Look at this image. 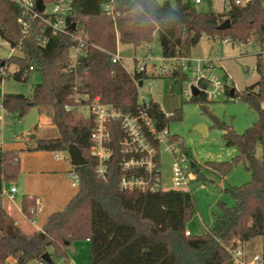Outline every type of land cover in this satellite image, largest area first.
<instances>
[{"label": "trees", "instance_id": "obj_1", "mask_svg": "<svg viewBox=\"0 0 264 264\" xmlns=\"http://www.w3.org/2000/svg\"><path fill=\"white\" fill-rule=\"evenodd\" d=\"M72 22L77 23L86 36L84 55L74 70H69L68 52L74 45L69 35L41 32L33 23L27 35L22 34L18 19L20 10L7 0H0V39L18 55L0 59V83L8 77L25 84L31 73L40 75V82L31 86V95H3L0 106L5 116L24 117L31 108L51 109L50 126L57 129L55 137L36 139L33 150L59 153L75 145L86 164L71 167L78 177L76 194L66 206L47 217L40 231L24 234L11 227L2 190L12 185L20 171L15 152L0 147V264H61L70 263V248L79 241L90 245L91 264H235L231 253L244 243L261 239V258L264 264V0H249L245 5L227 0L229 9L220 13L197 12L189 2L176 0L173 7L168 0H118L113 18L100 12L107 0H73ZM229 27L220 30L224 21ZM154 36L158 37L161 58L172 61L171 72L162 77L134 71L129 74L119 64L111 63L117 42L133 47L149 48ZM41 37L43 44L37 43ZM203 37L227 41L231 45L255 41L263 50L256 55L258 80L243 91H234L231 100L246 103L256 112V123L236 135L224 122L212 117L214 127L222 131L227 147H233L237 156L228 162L205 163V168L224 177L239 163L250 174V181L240 187L226 188L233 205H218L220 215L214 226L201 236H186V223L196 213L191 193L128 192L118 188L121 177L118 168V139L120 128L113 125L112 149L114 156L108 165L105 180L95 175L97 160L90 157L91 117L77 110L93 98L103 104L117 107L124 114H136L140 105L136 84L146 79L161 77L182 85L188 75L178 67V61L188 58ZM12 66L13 73H9ZM206 87V82H202ZM232 86L225 88L229 98ZM230 99V98H229ZM207 113L205 96L198 93L189 98ZM144 110L154 122L157 132L181 119L180 110L168 118L159 104L148 103ZM70 108L66 110V108ZM181 152L190 158L187 148L176 135ZM260 147L261 156L255 154ZM195 169V168H194ZM36 200L23 197L21 211L32 220ZM47 254L49 263L41 260Z\"/></svg>", "mask_w": 264, "mask_h": 264}, {"label": "rangeland", "instance_id": "obj_2", "mask_svg": "<svg viewBox=\"0 0 264 264\" xmlns=\"http://www.w3.org/2000/svg\"><path fill=\"white\" fill-rule=\"evenodd\" d=\"M157 1L161 4L165 2V0ZM168 1L173 7L176 6V0ZM182 1L189 2L199 13L211 11L217 14L222 12L228 3L227 0H199L200 4H195L196 0ZM191 50L192 60L211 63L215 68L212 75L219 79L227 76L235 92L255 85L258 80L256 55L261 53L263 48L255 41L231 45L227 41L213 42L203 37ZM116 52L122 59V67L129 74L136 70V61L138 65H144L145 73L149 75L152 72L160 75L162 69L167 71L174 64L172 61L162 60L157 36H154L149 48L133 47L117 42ZM11 54L18 55V52L11 50L10 46L0 39V59H7ZM8 69L12 74V66ZM39 82L40 75L36 72L30 74L25 84L14 81L12 77L5 78L0 83V100L3 95L11 94L28 97L31 95V86ZM185 89V86L174 83L171 79L155 77L142 81L139 94L142 97L149 95L150 100L159 104L167 115L175 110L181 112V119L171 122L168 132L182 140L184 148H187L190 155L186 162V166L188 165L186 172L193 174L196 181L190 182L184 191L193 196L196 213L185 225L186 231L191 235L201 236L213 228L215 217L220 215L219 204L233 205L225 189L240 187L251 179L242 163L236 165L224 177L205 168V163L228 162L238 155L235 148L225 146L222 131L214 127L212 117L230 126L238 135L256 123L257 115L246 103L231 100L226 95L221 96L216 102L206 103L208 112L205 113L199 105L189 102L188 96H183ZM77 112L87 117L89 109L81 107ZM52 115V108L49 110L31 108L22 118L16 115L5 116L0 110V146L7 152H15L20 161L18 179L11 186L16 189L13 204L19 206L22 196L37 200L41 208L33 218L32 225L37 229L42 227L50 213L62 210L77 190L76 187H71L72 179L67 175L71 170L67 151L53 153L27 150L33 146V140H36L37 136L39 138L43 136L47 128L44 120L46 118L51 120ZM197 126H202L204 132L195 131ZM50 132L53 135L58 134L54 126ZM29 136L35 138L29 141ZM255 154L258 158L261 156L260 147L256 148ZM172 163L173 156L161 154L160 173L163 190L170 189ZM190 163L196 165L195 169L190 168ZM9 187L10 185H5L4 190L7 191ZM3 199L4 203L10 202L5 195ZM261 246L260 238L242 245L245 263L248 264L252 257L261 255ZM70 254L74 263L91 264L90 245L85 241L72 244ZM55 262L60 264L58 260Z\"/></svg>", "mask_w": 264, "mask_h": 264}, {"label": "built area", "instance_id": "obj_3", "mask_svg": "<svg viewBox=\"0 0 264 264\" xmlns=\"http://www.w3.org/2000/svg\"><path fill=\"white\" fill-rule=\"evenodd\" d=\"M13 3L20 10V17L18 19L19 26L23 35H27L34 22L39 24L41 32L49 30L52 35H69L74 42V45L69 49V70H74L80 58L84 55V48L86 45V36L82 29H78L77 23L72 22L70 16L73 13V0H41L43 2V11L37 9V0H7ZM118 0H107L106 3L100 7V12L109 18L115 15ZM249 0H233L234 4L243 6ZM200 1L196 0L195 4ZM264 8V4H263ZM229 9V4L224 6V10ZM75 24V30L70 31L71 25ZM37 43L43 44L41 37L37 38ZM121 57L118 52L111 55V63L121 65ZM137 65L135 71L145 73L144 65ZM122 66V65H121ZM178 67L183 73L188 75L182 86L186 89L183 91V96L188 99L192 97V88L195 87L198 93L205 96L207 102H216L221 96L225 95V88L230 86V81L227 76L217 78L212 75L215 69L209 62L203 60H192L190 57L178 61ZM170 69L165 71L162 69L161 76L166 77L171 72ZM202 82H206V87H203ZM142 84V82H141ZM138 87V101L140 105L136 114H124L117 107L103 104L99 97L91 99L85 106L89 109L87 117H91L94 123V128L91 133L92 145L89 150L90 157L97 160L95 167V175L98 179L105 180L108 174V165L114 156L112 149V132L113 125L118 124L120 128V138L118 139V168L121 177L118 182V188L121 191L128 192H168L181 191L185 192L188 185L192 181H196V177L186 172L188 165L186 162L188 157L184 155L180 148L179 142L171 140L172 134L168 129L162 132H157L155 124L151 121L146 112L150 102V96H140V86ZM70 108H66L69 110ZM0 110L3 109L0 106ZM172 113L165 114L168 118ZM170 154L173 156V163L171 165L170 175V189L163 190L161 185L160 161L161 154ZM190 165V164H189ZM191 168V167H190ZM68 176L72 179V186H78V177L74 172L70 171ZM16 189L10 187L7 191L2 190V194L7 196L10 202L15 198ZM40 206L35 204L29 212L35 214L40 210ZM186 236L190 233L186 232ZM231 257L235 264L245 263L242 245L231 253ZM71 264H74L70 262ZM42 264V263H37ZM248 264H262L261 256L252 257Z\"/></svg>", "mask_w": 264, "mask_h": 264}, {"label": "crops", "instance_id": "obj_4", "mask_svg": "<svg viewBox=\"0 0 264 264\" xmlns=\"http://www.w3.org/2000/svg\"><path fill=\"white\" fill-rule=\"evenodd\" d=\"M200 4V3H199ZM2 98V97H1ZM1 101V100H0ZM44 122H45V124L47 125V128L45 129V131L43 132V136L41 137V138H39L38 136H37V139H47V138H52V137H55L56 135H53V134H51V130H52V126H50L49 124H48V119L46 118L45 120H44ZM30 140H33V139H30L29 138V141ZM28 141V142H29ZM35 140H33V142H34ZM1 147V146H0ZM35 147V142L33 143V146H30L29 148H27V150H33V148ZM2 148V147H1ZM2 150H3V148H2ZM3 151H5V150H3ZM19 163H20V161H19ZM71 165V164H70ZM72 167V166H71ZM70 172V171H69ZM69 172H67V175H68V173ZM13 185V184H12ZM12 185H10V187L12 186ZM70 185H71V187H73L72 186V182L70 183ZM9 187V188H10ZM73 188H75V187H73ZM23 197H28L29 199H31V198H33V197H29V196H22V198ZM22 198L20 199V203H19V206H15L14 204H13V202L11 203V202H8V203H6V205H5V207H6V212L8 213V216H9V218H10V220H11V222L13 223V226L11 227L9 224H7V223H5V229H7L10 233L13 231V228L14 227H16L17 229H19L22 233H24V234H32V232H34V231H40L41 230V228L40 229H37V228H34L32 225H33V219L32 220H29L25 215H24V213L21 211V201H22ZM35 199V198H34ZM36 200V199H35ZM36 202H37V200H36ZM13 204V205H12ZM57 212V211H56ZM53 213V212H52ZM51 214V213H50ZM49 214V215H50ZM49 217V216H48ZM189 233V232H188ZM87 244H88V242L87 241H85ZM251 242H253V241H251ZM70 262H72V263H74L73 261H72V259H71V254H70ZM59 264V263H58ZM61 264V263H60ZM74 264H77V263H74Z\"/></svg>", "mask_w": 264, "mask_h": 264}, {"label": "water", "instance_id": "obj_5", "mask_svg": "<svg viewBox=\"0 0 264 264\" xmlns=\"http://www.w3.org/2000/svg\"><path fill=\"white\" fill-rule=\"evenodd\" d=\"M36 6H37V9L42 12L43 11V2H41V0H37L36 1ZM229 21L226 20L224 21L221 25H219V29L220 30H225L229 27ZM70 31H74L75 30V24L71 25ZM138 85L140 86L141 85V82L138 83ZM234 94V89H232L230 91V96L229 98L231 99L232 96ZM198 95V91L195 87L192 88V96H197ZM195 131L197 132H200V133H203L204 130H203V127L202 126H197L195 127L194 129ZM30 139H34L35 136H29ZM67 154H68V158L70 159V164L72 167H82V165H85L86 164V159L82 156L81 152L79 151V149L75 146V145H69L68 148H67ZM190 167L192 169H194L196 167V165L194 163H190ZM41 260L44 261L45 263H49L50 261V258L47 254L43 255L41 257Z\"/></svg>", "mask_w": 264, "mask_h": 264}]
</instances>
